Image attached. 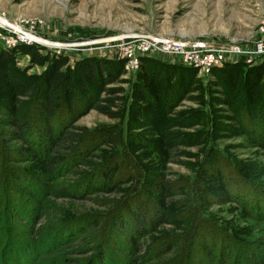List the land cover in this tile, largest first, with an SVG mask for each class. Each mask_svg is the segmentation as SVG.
<instances>
[{"label":"rangeland","instance_id":"374dc122","mask_svg":"<svg viewBox=\"0 0 264 264\" xmlns=\"http://www.w3.org/2000/svg\"><path fill=\"white\" fill-rule=\"evenodd\" d=\"M0 21L10 23L0 24V49L33 45L44 55L66 59L73 70L82 68L87 60L121 61L122 82L116 85L125 90L119 118L91 109L76 122L92 137L106 129L115 131L97 152L105 158L117 147L125 157L128 154L143 188L166 201L172 215L187 210L188 199H194L210 222L215 221L243 244L264 241V216L258 214L257 207L252 209L257 197L264 205V145L253 140L233 109L238 81L253 66L227 62L207 74L162 50L166 41H182L188 46L232 43L251 47L264 27V0H0ZM19 30L37 40L22 38ZM143 35L164 42L142 39ZM146 45L149 50H143ZM14 62L32 75H41L48 67V63L34 64L31 55L23 51L15 54ZM260 65L264 66V59L255 64ZM12 96V91L0 89V100L9 103ZM173 119L188 123L173 128L190 138V143L180 148L179 157L168 154L163 143L162 129ZM236 179L242 180L245 190L253 187L246 197L251 200L248 206L237 202L241 196ZM133 182L83 201L58 200L59 208L71 217L103 212L107 208L101 199L121 197L132 190ZM167 182L172 183L171 188ZM21 211L25 212V207ZM192 218L162 224L147 241L179 239ZM14 219L12 226L21 234L17 239H28L25 222ZM65 252L63 257L55 255L37 264H91L96 257L88 247ZM22 254L20 251L21 259Z\"/></svg>","mask_w":264,"mask_h":264},{"label":"trees","instance_id":"16d2710c","mask_svg":"<svg viewBox=\"0 0 264 264\" xmlns=\"http://www.w3.org/2000/svg\"><path fill=\"white\" fill-rule=\"evenodd\" d=\"M19 51L30 54L34 64L48 63L47 69L41 75L21 70L14 62ZM230 64L253 66L238 81L232 103L239 123L264 145V66ZM67 65L66 59L44 55L33 45L0 49V89L14 95L9 103L0 100V264H30V260L37 264L55 255L63 257L73 247L90 248L96 254L91 264H263V240L243 244L210 222L194 199H188L187 210L172 215L166 201L143 188L128 154L125 157L117 147L105 158L97 152L115 131L106 129L92 137L76 124L91 109L119 118L125 89L116 84L122 82L123 63L87 60L79 70ZM186 126L185 120L173 119L162 129L168 154L179 157L180 148L190 143L188 134L173 130ZM130 180H134L130 192L101 199L107 208L103 212L71 217L59 208L58 200L111 194ZM236 180L241 196L237 202L248 206L251 200L246 197L253 187L245 190L242 180ZM167 184L171 188L172 183ZM192 194L197 197L194 189ZM253 202L252 209L257 207L264 216L260 197ZM190 217L189 228L176 241H147L162 224ZM14 218L25 222L28 239H17L21 234L12 226Z\"/></svg>","mask_w":264,"mask_h":264},{"label":"built area","instance_id":"2783aa9c","mask_svg":"<svg viewBox=\"0 0 264 264\" xmlns=\"http://www.w3.org/2000/svg\"><path fill=\"white\" fill-rule=\"evenodd\" d=\"M22 38L28 37L24 31H18ZM261 35L253 41L251 47L235 46L238 44H217L208 46H188L186 42H164L160 38L151 35H143L142 39H151L154 42H164L165 52L180 56L181 61L186 65L197 67L200 72L209 74L213 68L223 66L227 62H245L255 65L264 59V27L261 29ZM143 50H149L146 45ZM262 58V59H261ZM261 59V60H259Z\"/></svg>","mask_w":264,"mask_h":264},{"label":"bare ground","instance_id":"6f19581e","mask_svg":"<svg viewBox=\"0 0 264 264\" xmlns=\"http://www.w3.org/2000/svg\"><path fill=\"white\" fill-rule=\"evenodd\" d=\"M3 18V17H2ZM4 24V25H9L10 23L8 22V21H0V24ZM26 38H28V39H35L34 37H32L31 35H29L28 34V37H26ZM35 40H37V39H35Z\"/></svg>","mask_w":264,"mask_h":264}]
</instances>
